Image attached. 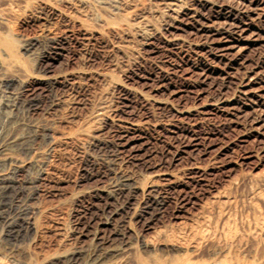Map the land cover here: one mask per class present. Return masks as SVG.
<instances>
[{"label":"rangeland","instance_id":"obj_1","mask_svg":"<svg viewBox=\"0 0 264 264\" xmlns=\"http://www.w3.org/2000/svg\"><path fill=\"white\" fill-rule=\"evenodd\" d=\"M58 1L16 12L10 35L18 67H0V173L14 179L13 203L27 201L34 222L16 245L1 242L0 258L53 264L60 250L82 258L103 241L117 249L111 264H137L182 255L206 235L194 261L237 254L239 264H264V0H177V14L163 17L164 0L101 7L92 0L102 15L112 8L134 23L154 20L156 28L135 36L117 19L101 27L79 0ZM16 3L0 0V7ZM100 101L110 109L88 126L95 138H86L80 124ZM123 174L153 176L156 185L111 189ZM249 202L260 213L258 236L246 227ZM141 239L154 248H142Z\"/></svg>","mask_w":264,"mask_h":264},{"label":"bare ground","instance_id":"obj_2","mask_svg":"<svg viewBox=\"0 0 264 264\" xmlns=\"http://www.w3.org/2000/svg\"><path fill=\"white\" fill-rule=\"evenodd\" d=\"M21 3L20 5H17L16 3V7H13V5H8V6H4V7H0V28L1 30L3 31V33L5 34L4 36H1L0 34V50L2 49L3 50V53L6 55L5 57H1L0 56V67H2L4 70L6 71H11V70H14L18 67V64H16L15 62V57L17 56V51H18V46L14 47V42H13V39L10 35V29H11V24L15 21L16 19V12L19 11L21 14H26L27 12H29L31 9L35 8L37 5L39 4H45V5H48L50 7L53 6V4H56L58 0H20ZM61 1V0H59ZM58 1V3H59ZM65 1V0H64ZM63 1V2H64ZM68 1V0H66ZM65 1V2H66ZM71 0H69L68 2H70ZM92 1V0H91ZM90 0H79V2H82L83 4L85 5H88L90 8H92L91 10V15H92V18L94 17L95 20H97L99 22V24L101 25V27H105L107 28L106 26H108L109 24L113 23V19H117L119 22H120V28L122 30H124L127 34L131 35V36H135L137 34H141L146 32V31H149L150 29H153V28H156L157 26H155V24L152 23V21L154 20H149V19H143L137 23H134V19L128 17V16H125V15H122L121 11L120 13L118 14V12H115V10H112V8H110V10L108 9V13L106 15H102V13L100 14L98 12V10L96 9L95 7V4L99 7L104 6L105 4V1L104 0H93L95 2L92 1L91 2ZM114 1V0H113ZM116 1V0H115ZM114 1V2H115ZM184 1V0H183ZM182 1V2H183ZM207 1V0H206ZM17 2V1H16ZM19 2V1H18ZM64 2V3H65ZM165 2V7L169 10H160L157 12L158 15H160L161 17H163L164 15H166V13H170V14H177V0H164ZM185 2V1H184ZM73 3V1L71 2ZM151 3V2H150ZM187 3V2H186ZM75 4V3H74ZM74 4H71V5H74ZM185 4V3H184ZM184 4H181L182 6ZM77 5V4H76ZM81 5V4H80ZM179 5V6H181ZM44 6V5H43ZM47 6V7H48ZM57 6V5H54V7ZM114 6V5H113ZM118 6V4L116 5ZM153 6V5H152ZM194 5H192L193 7ZM58 7V6H57ZM68 7H71V6H68ZM111 7V6H110ZM185 7V6H184ZM188 7V6H187ZM186 7V8H187ZM190 7V8H192ZM49 8V7H48ZM98 8V7H97ZM119 8V7H117ZM160 8V7H159ZM162 8V7H161ZM194 9H196L195 7H193ZM56 9V8H55ZM64 9V8H63ZM73 9H77V8H73ZM182 9V8H181ZM180 9V11H181ZM193 9V10H194ZM62 10V9H61ZM118 10V9H117ZM185 10V9H184ZM188 10V9H187ZM50 11V10H49ZM57 11V9H56ZM65 11H67V9H65ZM63 12V10L61 11ZM68 12V11H67ZM70 12V11H69ZM73 12V11H72ZM77 12V13H76ZM75 13L78 14L79 11H76ZM106 10L104 11L103 14H105ZM152 12V11H151ZM183 12V11H182ZM192 12V11H191ZM197 12V11H196ZM215 12V11H214ZM46 13H47V10H46ZM56 13V12H55ZM71 13V12H70ZM216 13V12H215ZM218 13V12H217ZM49 14V12H48ZM51 14V13H50ZM154 14V12H153ZM193 14V13H192ZM195 14V13H194ZM219 14V13H218ZM54 15V14H53ZM66 15V14H65ZM64 15V17H65ZM70 15V14H69ZM68 15V17H69ZM71 15H73V13H71ZM81 15V14H79ZM90 15V13H89ZM144 15V14H143ZM156 15V14H155ZM190 15V13H189ZM197 15V14H196ZM61 16V15H60ZM59 16V17H60ZM74 16V15H73ZM71 16V18L73 17ZM82 16V15H81ZM133 16V15H131ZM160 16H157L158 18H160ZM170 16V15H169ZM216 16V14H215ZM51 17V16H50ZM54 17V16H53ZM52 17V18H53ZM75 17V16H74ZM73 17V19H74ZM80 16L76 17L79 19ZM155 17V18H157ZM167 17V16H165ZM183 17H184V14H183ZM70 18V19H71ZM84 18V17H83ZM152 18V17H151ZM150 18V19H151ZM168 18V17H167ZM178 18V17H177ZM176 18V19H177ZM185 18V17H184ZM215 18V17H214ZM58 19V17H57ZM56 19V20H57ZM82 19V18H80ZM164 19V18H163ZM182 19V18H181ZM191 19V18H190ZM59 20H61L59 18ZM165 20V19H164ZM179 20V19H178ZM80 21V20H78ZM84 21V19H83ZM83 21H80V22H83ZM86 21V20H85ZM83 22V23H86V22ZM156 22H158V20L156 19L155 20ZM176 21V20H175ZM180 21V20H179ZM186 21V20H185ZM196 21V20H195ZM212 21V20H211ZM155 22V23H156ZM164 22V21H163ZM162 22V23H163ZM166 22V20H165ZM183 22V21H182ZM181 22V24H182ZM191 22V21H190ZM193 22V21H192ZM215 22V21H214ZM83 23L81 25H83ZM169 23V22H168ZM173 23V22H172ZM188 23V21H187ZM198 23V22H197ZM203 23V22H202ZM209 23V22H208ZM244 23V22H243ZM166 24V23H165ZM171 24V23H170ZM169 24V25H170ZM190 24V23H189ZM210 24V23H209ZM157 25V24H156ZM180 25V24H179ZM188 25V24H187ZM191 25V24H190ZM237 25V24H236ZM87 26V25H86ZM166 26V25H165ZM174 26V24H173ZM203 26V25H202ZM207 27V25H204ZM209 26V25H208ZM211 26V25H210ZM239 26V25H237ZM84 27H85V24H84ZM119 27V26H118ZM171 27H172V24H171ZM196 27V26H195ZM198 27V26H197ZM201 27V26H200ZM212 27V26H211ZM234 27V26H233ZM245 27V26H244ZM247 27V26H246ZM100 28V27H98ZM115 28V27H114ZM120 28L118 29L116 27V29L120 30ZM159 28V27H158ZM178 28V27H177ZM194 28V27H193ZM210 28V27H209ZM237 28V27H236ZM103 29V28H102ZM163 29V28H162ZM181 29V28H180ZM199 29V28H198ZM234 29V28H233ZM156 30V29H155ZM182 30V29H181ZM205 30V29H204ZM121 31V30H120ZM173 31V30H172ZM175 31V30H174ZM187 31V30H185ZM235 31V30H234ZM151 32V31H150ZM154 32V31H153ZM152 32V33H153ZM156 32V31H155ZM158 32V31H157ZM171 32V31H170ZM216 32V31H215ZM225 32V31H224ZM226 32H229V31H226ZM163 33V32H162ZM191 33V32H190ZM194 33V32H193ZM201 33V32H200ZM211 33V32H210ZM218 33V32H217ZM232 33V32H230ZM151 34V33H150ZM154 34V33H153ZM157 34V33H156ZM166 34V32H165ZM173 34V33H172ZM196 34V33H195ZM202 34V33H201ZM213 34V33H212ZM226 34V33H225ZM235 34V33H234ZM146 35V34H145ZM163 35V34H162ZM175 35V34H174ZM197 35V34H196ZM199 35V34H198ZM197 35V36H198ZM206 35V34H205ZM169 36V35H168ZM173 36V35H172ZM176 36V35H175ZM174 36V37H175ZM186 36V35H185ZM192 36V35H190ZM202 36V35H201ZM222 36V35H221ZM225 36V35H224ZM154 37V36H153ZM163 37V36H162ZM179 37V36H178ZM189 37V35H188ZM196 37V36H195ZM207 37V35H206ZM219 37V36H218ZM171 38V37H170ZM180 38H183V37H180ZM200 38V36H199ZM163 39V38H162ZM167 39V38H166ZM186 39V37L184 38ZM189 39V38H188ZM187 39V40H188ZM218 39V38H217ZM223 39V38H222ZM227 39V38H226ZM229 39V38H228ZM174 40V39H173ZM181 40V39H180ZM205 40V39H204ZM178 41V40H177ZM195 41V40H194ZM193 41V42H194ZM200 41V40H199ZM206 41V40H205ZM212 41V40H211ZM210 41V42H211ZM214 41V40H213ZM216 41V39H215ZM230 41V40H228ZM167 42V41H166ZM181 42V41H180ZM185 42V41H184ZM191 43V41H189ZM196 42V41H195ZM201 42V41H200ZM200 42L198 44H200ZM203 42V41H202ZM218 42V41H217ZM220 42V41H219ZM173 43V42H172ZM165 44V42H164ZM176 44V43H175ZM180 44V43H179ZM177 44V45H179ZM186 44V43H185ZM188 44V43H187ZM194 44V43H193ZM177 45H175L174 47H176ZM190 45V44H188ZM196 45V44H195ZM226 46V45H225ZM238 46V45H237ZM125 46H120V48H123ZM183 47V46H182ZM228 47V45H227ZM173 48V47H172ZM181 48V47H180ZM178 48V49H180ZM192 48V47H191ZM219 48V47H218ZM236 48V47H235ZM189 49V48H188ZM232 49V48H231ZM124 50H126V48H124ZM183 50V49H182ZM218 50V49H217ZM222 50V48H221ZM193 51V50H192ZM195 51V50H194ZM174 52V51H173ZM201 52V51H199ZM228 52V51H227ZM209 53V52H208ZM211 53V52H210ZM213 53V52H212ZM224 53V52H223ZM229 53V52H228ZM184 54V53H183ZM200 55V54H199ZM206 55V54H204ZM220 55V54H219ZM222 55V54H221ZM217 56V55H216ZM225 56V55H224ZM201 57V56H200ZM204 57V56H203ZM202 58V57H201ZM207 58V57H206ZM224 58V57H223ZM221 59V58H220ZM200 60V59H199ZM218 60V59H217ZM205 61V60H204ZM210 61V58L209 60ZM212 61V60H211ZM239 67V66H238ZM237 67V68H238ZM202 68V67H201ZM251 68V67H250ZM235 69V68H234ZM231 70V69H230ZM246 70V69H245ZM248 70V69H247ZM235 71V70H234ZM239 71V70H238ZM236 71V72H238ZM250 71V70H248ZM246 71V72H248ZM252 71V70H251ZM195 72V71H194ZM243 72V71H242ZM241 72V73H242ZM255 72V71H254ZM192 73V72H191ZM196 73V72H195ZM198 73V72H197ZM230 73V71H229ZM235 73V72H234ZM245 73V72H244ZM258 73V72H256ZM187 74V73H186ZM232 74V73H231ZM236 74V73H235ZM259 74V73H258ZM103 75V77H105V73L101 74ZM205 76V75H204ZM203 76V77H204ZM224 76V75H223ZM234 76V75H233ZM247 76V75H246ZM253 76V75H252ZM257 76V74H256ZM187 77V76H185ZM232 77V76H231ZM244 77V76H243ZM260 77V76H259ZM207 78V77H206ZM209 78V77H208ZM223 78V77H222ZM239 78V77H238ZM237 78V79H238ZM242 78V77H241ZM248 78L250 79V77L248 76ZM255 78V77H254ZM187 79V78H186ZM240 80V79H239ZM252 80V79H251ZM260 80V79H259ZM226 81V80H225ZM244 81V80H243ZM262 81V80H260ZM224 82V81H223ZM229 82V81H228ZM238 82V81H237ZM245 82V81H244ZM243 82V84H244ZM256 82V81H255ZM231 83V81L229 82ZM236 83V82H235ZM257 83V82H256ZM228 84V83H226ZM234 84V82H233ZM247 84V82H246ZM238 85V84H237ZM242 85V84H241ZM258 85V84H257ZM263 85V84H262ZM261 85V86H262ZM229 86V85H228ZM235 86V84H234ZM261 86H257V87H261ZM225 87V86H224ZM243 87V86H242ZM235 88V87H234ZM185 89V88H184ZM226 89V88H225ZM250 89V88H249ZM249 89H245V90H249ZM255 89V88H254ZM264 89V88H263ZM237 90V88H236ZM252 90V88H251ZM262 90V89H261ZM186 91V90H185ZM235 91V90H234ZM232 92V93H235V92ZM242 90L238 91V92H241ZM250 91V90H249ZM182 92V91H181ZM251 92V91H250ZM253 92V91H252ZM256 92V91H255ZM220 93V91H219ZM247 93V92H246ZM224 94V93H223ZM222 94V95H223ZM264 94V93H263ZM231 95V94H229ZM239 96V95H238ZM237 96V97H238ZM254 96V95H253ZM223 97V96H222ZM225 97V96H224ZM223 97L222 100H225ZM226 97H229L228 95ZM198 98V97H197ZM216 98V97H215ZM205 99V98H204ZM246 99V98H245ZM199 100V99H198ZM219 100V99H218ZM220 100V101H222ZM244 100V99H243ZM248 100V99H247ZM256 100V99H255ZM202 101V100H201ZM210 101V100H209ZM213 101V99H212ZM226 101V100H225ZM229 101V100H228ZM109 102V101H107ZM105 101H100L96 104V106H94L93 109H91L92 111H90L91 113L88 115L87 114V118L84 119V121L82 122V125L80 124V126H83V130L81 132L85 133V137L88 138L90 137V139L92 138H95V136L92 134V132L89 130L88 126H90L91 124H94V123H98L99 121L103 120L106 115L108 114V109L109 106L108 104ZM199 102V101H197ZM204 102V101H203ZM202 102V103H203ZM214 102V101H213ZM216 102H219V101H216ZM262 102V101H261ZM200 103V102H199ZM198 103V104H199ZM211 103V102H209ZM221 103V102H220ZM254 103V102H253ZM208 104V103H207ZM206 104V105H207ZM217 104V103H216ZM264 104V103H263ZM110 105V104H109ZM201 105V104H200ZM199 105V106H200ZM256 105V104H255ZM198 106V105H197ZM205 106V105H204ZM113 107V106H112ZM116 107V106H114ZM218 107V106H217ZM216 107V108H217ZM226 107V106H225ZM229 107V106H228ZM92 108V107H90ZM118 107H116L117 109ZM224 108V106H223ZM227 108V107H226ZM231 108V107H230ZM115 109V110H116ZM222 109V108H221ZM232 109V108H231ZM211 110V109H210ZM223 110V109H222ZM226 110V109H225ZM236 110V109H235ZM203 111V110H202ZM201 111V112H202ZM241 111V110H240ZM109 112H111L109 110ZM113 112V111H112ZM204 112V111H203ZM261 112V111H259ZM213 113V112H212ZM211 113V114H212ZM230 113V112H229ZM115 114V112L113 113ZM206 114V113H204ZM233 114V113H232ZM264 114V113H263ZM213 115V114H212ZM86 117V116H85ZM262 121V120H261ZM230 122V120H229ZM233 122V121H232ZM235 122V121H234ZM262 124V123H261ZM92 126V125H91ZM264 126V125H262ZM86 127L88 129H86ZM130 127V126H129ZM254 127V126H253ZM256 128V127H255ZM261 128V127H260ZM134 129V128H132ZM131 129V130H132ZM254 129V128H253ZM259 130V128H257ZM256 130V129H255ZM256 132V131H254ZM261 132V130H260ZM56 137V136H55ZM53 137V138H55ZM58 137V136H57ZM97 137V136H96ZM43 138V137H42ZM59 139V138H57ZM56 140V139H55ZM61 140V139H60ZM59 140V141H60ZM54 141V140H53ZM58 141V140H56ZM32 143V142H31ZM30 143V144H31ZM30 146V145H29ZM28 146V147H29ZM31 148L32 145H31ZM0 159H1V154H0ZM5 159V158H4ZM2 159V160H4ZM1 161V160H0ZM7 161V160H6ZM6 161L4 163H6ZM2 162V161H1ZM1 164V163H0ZM3 164V163H2ZM1 164V165H2ZM7 164V163H6ZM197 165V164H196ZM8 166V165H7ZM193 166V165H192ZM1 168L3 166H0ZM5 167V165H4ZM9 167V166H8ZM6 167V169L8 168ZM205 168V167H204ZM3 170V168H2ZM5 170V169H4ZM10 170V168L8 169ZM13 170V169H11ZM1 171V170H0ZM6 172V171H5ZM13 172V171H11ZM11 172H9L11 174ZM15 172V171H14ZM4 172L2 171V173H0V248H1V242H8V243H12V244H15L16 242H19L20 240H23V238H25L29 231L32 230V227H34V222H31L30 219H28V217L26 216L27 213H28V207L25 206L27 203V201L23 204H20L18 206H16L15 204L17 203H13V200H15L13 198L12 200V196H10V194H14V193H10L12 190H13V187H14V184L12 183L14 181V179H11L9 177V175L7 176V174H3ZM204 173V172H203ZM151 174V173H149ZM153 174V173H152ZM155 174V173H154ZM157 174V173H156ZM194 174V173H193ZM14 175V174H13ZM192 175V174H191ZM197 175V174H196ZM12 176V174H11ZM156 176V175H155ZM158 176H159V173H158ZM192 177V176H191ZM196 177V176H195ZM14 178V177H13ZM13 180V181H12ZM16 181V180H15ZM31 182V181H30ZM29 182V183H30ZM155 181L153 179V176H141L139 177L138 179L136 180H132L130 177H128L127 175H120V176H117L116 178H114L113 182H112V185H111V189H121V190H126L128 192L132 191L133 188L136 189V187H140L142 185H145V184H148V187L150 184H153ZM20 183V182H19ZM28 183V184H29ZM26 185V184H25ZM24 185V186H25ZM30 185V184H29ZM28 185V186H29ZM153 185H156L153 184ZM151 185V187L153 186ZM19 186V185H18ZM21 186V184H20ZM20 186H19V189H20ZM31 186V185H30ZM16 187V186H15ZM27 187V186H26ZM143 187V186H142ZM141 187V188H142ZM23 188V187H22ZM28 188V187H27ZM30 188V187H29ZM24 189V188H23ZM33 189V188H32ZM143 189V188H142ZM141 189V190H142ZM16 189H14L15 191ZM27 190V189H26ZM29 190V189H28ZM113 190V191H114ZM120 190V191H121ZM17 191V190H16ZM22 191V190H20ZM13 192V191H12ZM23 192V191H22ZM25 192V191H24ZM27 192V191H26ZM30 192V191H29ZM21 193V192H20ZM34 193V192H33ZM119 193V192H118ZM27 194V193H25ZM23 194V195H25ZM121 194V193H120ZM124 194V193H123ZM126 194V193H125ZM119 195V194H118ZM130 195V194H129ZM22 196V195H21ZM27 196V195H26ZM125 196V195H124ZM133 196V195H132ZM255 196H258L260 197V195L258 193H254L253 194V197ZM25 198V196H23ZM131 197V196H130ZM22 198V197H21ZM127 198V197H126ZM128 199V198H127ZM126 199V200H127ZM16 200H19V199H16ZM125 200V201H126ZM24 202V200H22ZM22 201L20 203H22ZM29 201V200H28ZM124 201V200H123ZM125 203V202H124ZM127 203V202H126ZM123 205V204H122ZM30 208V207H29ZM117 209V208H116ZM122 209V207H121ZM248 209L251 213V220H248L247 223H246V227L247 229H252L254 231V235H259L260 232L263 230L262 229V222L260 221V213L258 212V207L256 206L255 203H252V202H249L248 204ZM114 211V210H113ZM112 211V212H113ZM125 211V210H124ZM116 211H114L115 213ZM119 213V211H118ZM117 213V215H118ZM112 214V213H111ZM110 214V215H111ZM29 216V215H28ZM30 217V216H29ZM223 227L221 226V229ZM225 233H229L230 232V227H226L225 230H224ZM99 238V237H97ZM119 239V238H118ZM206 239V235H200L197 240L194 242V244L191 245V251H188L187 252V245H185V253L182 254V255H179V256H176V257H162V258H157V257H154V256H151L150 259H142V258H139L137 259V264H239V260H238V255L236 254H233V256L231 257V259L229 261H226V260H217V261H214L213 263H207V262H199V261H194L191 256L193 254H195V251L196 249L198 248L199 244L201 243V241H204ZM107 240V239H106ZM110 240V239H108ZM112 240V239H111ZM122 240V239H121ZM142 240V239H141ZM101 241V240H100ZM259 241H262L259 237ZM98 242V241H97ZM96 242V243H97ZM108 242V241H107ZM99 243V242H98ZM111 243V242H109ZM94 244V243H93ZM16 245V244H15ZM262 245L264 247V243L262 242ZM4 246V245H3ZM5 247V246H4ZM8 247V246H7ZM10 247V246H9ZM114 247V246H113ZM113 247H110V245H106L103 243H99V244H96L93 246V248L91 250L88 251V253L84 254L85 256L82 258H80L79 256V253L78 251H75V250H60V252L57 253V257L58 259L53 263V264H111V257L112 255H114L113 253H115L117 251V249H114ZM141 247L144 248V249H148V248H154V244L146 241V240H142L141 242ZM118 248V247H117ZM6 249V248H5ZM191 253H193L192 255H190ZM113 261V260H112ZM0 264H7L5 263V261H3L1 258H0ZM25 264H35V263H32V262H26Z\"/></svg>","mask_w":264,"mask_h":264}]
</instances>
